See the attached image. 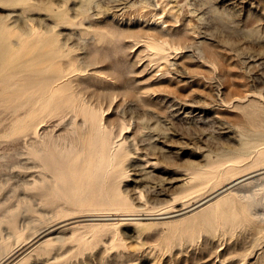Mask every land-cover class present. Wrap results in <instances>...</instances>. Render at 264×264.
Returning a JSON list of instances; mask_svg holds the SVG:
<instances>
[{"label":"rangeland","instance_id":"1","mask_svg":"<svg viewBox=\"0 0 264 264\" xmlns=\"http://www.w3.org/2000/svg\"><path fill=\"white\" fill-rule=\"evenodd\" d=\"M82 2L0 0V26L19 50L41 45L69 68L62 82L102 106L118 138L129 126L127 168L75 209L29 153L32 140L7 135L13 112L0 106V263L41 228L99 213L117 220L80 221L22 264H264V177L231 192L232 225L219 204L208 221L120 219L188 206L264 165V0ZM110 193L126 205L100 200Z\"/></svg>","mask_w":264,"mask_h":264},{"label":"bare ground","instance_id":"2","mask_svg":"<svg viewBox=\"0 0 264 264\" xmlns=\"http://www.w3.org/2000/svg\"><path fill=\"white\" fill-rule=\"evenodd\" d=\"M26 1L7 0L11 5ZM91 1L83 0L82 3L86 6ZM8 28V25L0 26V106L13 112L7 135L14 140L30 138L29 153L40 161L42 173H51L52 188L69 191L76 200L75 209L83 211L82 192L89 190L97 181L125 173L131 149L124 131L129 126L122 125L121 137L118 138L115 128H109L104 120L103 107L89 103L84 95L62 82L69 68L54 61L49 50L40 48V44L37 46L44 51H39V48L37 51L35 44L19 50L21 39H15L14 31ZM22 111L27 114L21 116ZM262 177L264 165L229 179L188 206L166 211H127L122 214L126 217L119 218L157 220L194 216L208 221L216 211L214 206L219 204L223 208L225 222L232 225L237 223L238 216L231 207L234 201L231 192ZM121 197V193H110L102 195L100 200L118 210L126 205V200ZM111 219L117 220L110 218V214L99 213L63 218L21 240L12 249L5 248L6 257L0 264H22L32 251L53 248V236L61 230L78 226L80 221Z\"/></svg>","mask_w":264,"mask_h":264},{"label":"water","instance_id":"3","mask_svg":"<svg viewBox=\"0 0 264 264\" xmlns=\"http://www.w3.org/2000/svg\"><path fill=\"white\" fill-rule=\"evenodd\" d=\"M250 176V175H249ZM248 177V176H247ZM246 178V177H245ZM242 180V179H241ZM240 181V180H239ZM239 181H237V182H239ZM237 182H235V183H237Z\"/></svg>","mask_w":264,"mask_h":264}]
</instances>
